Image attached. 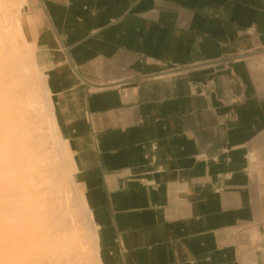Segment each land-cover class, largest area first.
I'll use <instances>...</instances> for the list:
<instances>
[{"label":"crops","instance_id":"obj_1","mask_svg":"<svg viewBox=\"0 0 264 264\" xmlns=\"http://www.w3.org/2000/svg\"><path fill=\"white\" fill-rule=\"evenodd\" d=\"M22 19L100 264H264V0H24Z\"/></svg>","mask_w":264,"mask_h":264},{"label":"bare ground","instance_id":"obj_2","mask_svg":"<svg viewBox=\"0 0 264 264\" xmlns=\"http://www.w3.org/2000/svg\"><path fill=\"white\" fill-rule=\"evenodd\" d=\"M16 4L0 0V264H94L98 249L88 251L74 225L88 210L76 185L71 205L66 183L74 178L64 163L50 91L42 86L39 99L34 71L19 49L23 3ZM45 120H51L50 135ZM50 139L58 143L55 156ZM89 215L95 231L89 237L97 246Z\"/></svg>","mask_w":264,"mask_h":264},{"label":"rangeland","instance_id":"obj_3","mask_svg":"<svg viewBox=\"0 0 264 264\" xmlns=\"http://www.w3.org/2000/svg\"><path fill=\"white\" fill-rule=\"evenodd\" d=\"M12 1H14V2H16L17 4V6L18 5H20V3L22 4H24V0L22 1V0H12ZM23 4H22V9H23ZM25 5H26V3H25ZM24 5V6H25ZM20 38L21 37H19V39L18 40H20ZM18 40H17V42H18ZM21 40H22V42L23 43H19V45H22L21 47L22 48H19V49H21L20 51H21V53L24 55L23 56V58H25L26 60H27V62H29L30 63V68H27V70H30L29 72H31V71H36V73H32V75H31V78H32V80L34 81V83H36V86H35V89H34V91L36 92V94H39V96H41L40 95V93H41V90H42V88L43 87H48V84H47V80H46V76L43 74V72L40 70V68H39V66H38V64L36 63V59H35V55H34V47L30 44V43H28V41L26 40V42L28 43H26L25 42V40H24V38H21ZM21 40H20V42H21ZM31 45V46H30ZM20 47V46H19ZM27 57V58H26ZM37 67V68H36ZM39 70V71H38ZM38 72H40L39 74H38ZM43 82V83H42ZM43 86V87H42ZM48 89H49V87H48ZM44 98V97H43ZM42 98V96L39 98V99H43ZM52 114H54V109H53V111H52ZM46 121V122H45ZM45 121H43L42 122V126H43V128L44 129H46V130H48L46 133L48 134V135H50V130H49V128H50V123H51V120L50 121H48V120H45ZM49 122V123H48ZM49 132V133H48ZM57 135L59 136V132L57 131ZM59 139H60V136H59ZM50 148V149H49ZM57 150H58V143L56 142V141H54V140H52V139H50V141H49V144H48V151L50 152V155L51 156H55V155H57ZM69 151V150H68ZM69 153H70V156L72 157V155H71V152L69 151ZM73 159V158H72ZM64 163L65 164H67L66 163V160H65V158H64ZM75 173V172H74ZM75 182H74V180H73V183H66V188L68 189L67 191L69 192V194L71 195H69L70 196V201H71V205L73 206V205H75V200H74V196H75V194H76V191H75V189H76V187H75V184H74ZM73 188H75V189H73ZM78 190V189H77ZM79 192V191H78ZM83 192V191H82ZM80 194L82 195V193L80 192ZM84 194V193H83ZM83 196V195H82ZM85 206V205H84ZM86 207V206H85ZM88 210V209H87ZM88 214V215H87ZM86 215H84V216H79V217H76L77 219H76V222H75V226H76V228L78 227L79 229V235L83 238V241L85 242V244H86V248H87V250L88 251H94V250H97V246H96V242H95V239L94 238H92V237H89V234H90V232H94V234H95V231H93V230H90V228H89V225H88V222L90 221V219H91V216L89 215L90 213H89V211H88V213H87ZM85 217V218H84ZM87 221H86V220ZM96 239H97V237H96ZM96 254H95V252H94V255H93V257L92 258H94V264H100V261L98 262V257H97V255L95 256Z\"/></svg>","mask_w":264,"mask_h":264}]
</instances>
